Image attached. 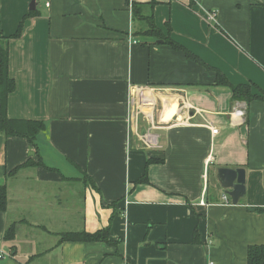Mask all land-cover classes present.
<instances>
[{
	"label": "crops",
	"instance_id": "crops-1",
	"mask_svg": "<svg viewBox=\"0 0 264 264\" xmlns=\"http://www.w3.org/2000/svg\"><path fill=\"white\" fill-rule=\"evenodd\" d=\"M150 1L0 0V35L37 12L10 41L8 115L45 123L36 146L0 131V264H247L264 243V101L233 99L214 71L142 34L133 3L144 15ZM153 13L231 83L264 90V0H156ZM150 158V183L135 185ZM219 167L246 170L236 204ZM108 225L118 243L60 241Z\"/></svg>",
	"mask_w": 264,
	"mask_h": 264
},
{
	"label": "trees",
	"instance_id": "trees-1",
	"mask_svg": "<svg viewBox=\"0 0 264 264\" xmlns=\"http://www.w3.org/2000/svg\"><path fill=\"white\" fill-rule=\"evenodd\" d=\"M156 4V0H151L146 5L151 6V12L149 14L141 15L140 7L142 4L133 3L134 16H142L146 22V27L141 31L144 35L154 36L159 40H163L165 44L170 45L175 50H184L187 56L202 65L207 69L215 72V84L219 86L228 87L232 91L233 99L245 100L251 102L253 100L264 101V90L255 83H240L233 84L229 81L228 77L219 69L205 63L200 57L189 51L183 45L175 41L170 32L165 33L156 25L154 21L153 9ZM36 11H31L24 16L20 22L18 29L11 35H0V131L6 136H19L25 137L32 145L36 146V137L45 128L44 121L41 120H29V119H15L8 115V102L9 96L16 89V82L11 77L9 72V46L11 39L21 37L25 21L28 17L36 15ZM170 29V26H168ZM159 162V159L150 158L146 164L145 173L138 178L134 184L150 183L148 177V166L151 163ZM29 163V162H27ZM16 167L10 173H15L19 168ZM7 207V191L5 186H0V211L5 210ZM261 210V209H260ZM111 227L108 225L95 232L88 231H69L61 233V242L64 241H103L109 244L118 243L113 242L110 239ZM15 235V227L11 225L5 231L4 237L8 240L13 239ZM196 240V238H195ZM247 264H264V243L263 244H251L247 249Z\"/></svg>",
	"mask_w": 264,
	"mask_h": 264
},
{
	"label": "water",
	"instance_id": "water-1",
	"mask_svg": "<svg viewBox=\"0 0 264 264\" xmlns=\"http://www.w3.org/2000/svg\"><path fill=\"white\" fill-rule=\"evenodd\" d=\"M217 177L233 203H238L246 194V170L243 167H219Z\"/></svg>",
	"mask_w": 264,
	"mask_h": 264
},
{
	"label": "built area",
	"instance_id": "built-area-1",
	"mask_svg": "<svg viewBox=\"0 0 264 264\" xmlns=\"http://www.w3.org/2000/svg\"><path fill=\"white\" fill-rule=\"evenodd\" d=\"M49 4V3H47ZM207 12V16H208V19L213 21V22H216L217 21V11L215 10H211V11H206ZM136 42V41H135ZM142 104V102L140 101V105ZM239 115H244V112L242 110H239L237 111ZM212 133L215 134V133H218V128H212ZM223 201L224 203L226 204H230L232 203L231 199L229 198L228 194L224 193L223 194ZM202 203H204V201L202 200L201 201ZM2 255H0L1 257Z\"/></svg>",
	"mask_w": 264,
	"mask_h": 264
},
{
	"label": "rangeland",
	"instance_id": "rangeland-1",
	"mask_svg": "<svg viewBox=\"0 0 264 264\" xmlns=\"http://www.w3.org/2000/svg\"><path fill=\"white\" fill-rule=\"evenodd\" d=\"M208 180V179H207ZM209 183L212 184V179H211V176L209 177Z\"/></svg>",
	"mask_w": 264,
	"mask_h": 264
}]
</instances>
